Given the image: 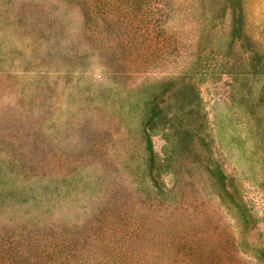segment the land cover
Instances as JSON below:
<instances>
[{
	"label": "rangeland",
	"instance_id": "rangeland-1",
	"mask_svg": "<svg viewBox=\"0 0 264 264\" xmlns=\"http://www.w3.org/2000/svg\"><path fill=\"white\" fill-rule=\"evenodd\" d=\"M0 264H264V0H0Z\"/></svg>",
	"mask_w": 264,
	"mask_h": 264
},
{
	"label": "trees",
	"instance_id": "trees-1",
	"mask_svg": "<svg viewBox=\"0 0 264 264\" xmlns=\"http://www.w3.org/2000/svg\"><path fill=\"white\" fill-rule=\"evenodd\" d=\"M102 4H103L102 1H100V3H99L98 5H99V6H102Z\"/></svg>",
	"mask_w": 264,
	"mask_h": 264
}]
</instances>
